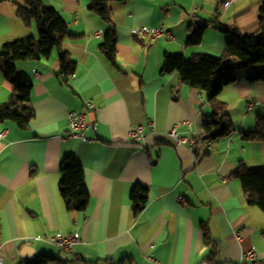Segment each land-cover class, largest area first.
Returning a JSON list of instances; mask_svg holds the SVG:
<instances>
[{
    "label": "crops",
    "instance_id": "1",
    "mask_svg": "<svg viewBox=\"0 0 264 264\" xmlns=\"http://www.w3.org/2000/svg\"><path fill=\"white\" fill-rule=\"evenodd\" d=\"M220 2L111 3L117 33L113 64L100 50L103 38L95 34L104 32L105 25L89 10L91 0H43L68 25L63 50L76 70L63 84L56 52L39 62L16 63L18 71L33 79L30 105L36 117L26 130L0 122V132L7 130L0 140V258L5 264L40 256L60 258L65 264H238L253 249L264 261V212L247 205L233 177L240 163L264 170V143L242 138L264 117V83L248 82L244 71L232 73L237 82L219 99L227 106L235 133L212 140L210 150L202 147L198 163L186 146L168 135L189 121L203 136L211 109L205 95L184 85L179 74L162 72L165 57H220L230 36L219 28L257 31L264 0H237L226 9L222 5L216 21ZM23 4L0 0V52L7 43L38 38L37 26H25L17 17ZM160 25L172 33L173 41L149 44L132 34L137 27ZM205 25L202 44L188 47L191 31ZM12 90L0 71V104L9 100ZM88 101L100 110L87 112L88 121L97 123L87 132L92 143L70 139L67 124L68 114L81 112ZM137 126L148 133L143 147L129 139V130ZM70 154L85 171L90 194L85 213L69 212L59 192L60 162ZM135 184L149 188V202L138 217L130 199ZM204 228L210 245L205 244ZM57 233H78L82 244L66 253L42 239Z\"/></svg>",
    "mask_w": 264,
    "mask_h": 264
},
{
    "label": "trees",
    "instance_id": "2",
    "mask_svg": "<svg viewBox=\"0 0 264 264\" xmlns=\"http://www.w3.org/2000/svg\"><path fill=\"white\" fill-rule=\"evenodd\" d=\"M128 0H91L89 10L100 18L105 25L101 52L114 64L117 58V33L110 9L111 3H125ZM229 0H221L216 11V21L220 16V7ZM17 17L25 26L35 24L38 38L29 37L5 44L0 52V71L12 85L9 100L0 104V122H11L21 129H28L35 119V111L30 105L33 79L27 73L18 71L16 63H33L49 59L56 52L61 64L58 78L63 84L74 75L76 63L69 53L63 50V44L69 37L66 21L51 8L45 7L43 0H24L17 9ZM257 31L245 34L237 27H221L219 30L229 35L220 57L209 55L166 56L162 72L177 73L181 82L205 95L211 109L204 124L203 136L207 141L232 136L235 127L227 113V106L220 99L221 92L237 82L232 75L244 71L245 79L250 83H264V3L258 10ZM207 25L191 31L188 47L202 44ZM246 141L264 143V117H259L254 132L242 133ZM60 195L69 212L85 213L89 207L90 194L85 182V171L74 154L65 156L60 162ZM36 174L35 172L33 175ZM241 185L245 201L249 206H256L264 212V170L249 169L240 163L233 176ZM130 199L133 214L138 217L149 202V188L135 184ZM205 244L210 245L207 228L203 232ZM63 252V251H62ZM105 264L110 262L104 261ZM23 264H65L60 258L40 256L35 261Z\"/></svg>",
    "mask_w": 264,
    "mask_h": 264
},
{
    "label": "built area",
    "instance_id": "3",
    "mask_svg": "<svg viewBox=\"0 0 264 264\" xmlns=\"http://www.w3.org/2000/svg\"><path fill=\"white\" fill-rule=\"evenodd\" d=\"M237 0L227 1L223 4L222 8L226 9L231 3H236ZM168 14V13H167ZM132 34L135 38L143 42H149V44H157L161 40L173 41L174 37L172 33L165 29L164 25L157 27L142 26L137 27L132 30ZM97 38H103L104 32L98 31L96 34ZM37 74V72L35 71ZM255 102H249L247 110L251 111ZM89 110L96 111L99 114L100 110L97 109L91 101L85 103V107L81 112H70L67 116V124L69 131V138L80 139L84 142L92 143L93 139L87 137V132L94 128L97 123H90L88 121L87 112ZM147 126L153 130L154 124L149 121ZM186 128L185 132H181L180 129ZM7 134V130L0 132V140L4 139ZM169 137H171L178 146H186L193 155L195 163L201 158V148L205 147L207 150L211 149V141L204 140L202 136L194 131V126L191 122L186 121L177 124L170 132ZM148 133L144 126L133 127L129 130V139L131 143L138 147H143L147 139ZM221 180L226 181V178H221ZM181 203H184L183 198H179ZM42 239L49 244L59 248L61 251L70 253L73 252L77 245L82 244V239L78 233H74L70 236H64L61 233H57L53 236H43ZM239 240L241 241L240 237ZM155 264H160L159 262H154ZM0 264H5L4 260L0 258ZM238 264H264V261L260 258L256 250H250L244 253Z\"/></svg>",
    "mask_w": 264,
    "mask_h": 264
},
{
    "label": "water",
    "instance_id": "4",
    "mask_svg": "<svg viewBox=\"0 0 264 264\" xmlns=\"http://www.w3.org/2000/svg\"><path fill=\"white\" fill-rule=\"evenodd\" d=\"M203 139H204V140H207V139H208V136H204Z\"/></svg>",
    "mask_w": 264,
    "mask_h": 264
}]
</instances>
